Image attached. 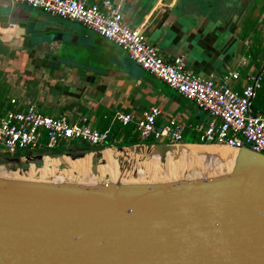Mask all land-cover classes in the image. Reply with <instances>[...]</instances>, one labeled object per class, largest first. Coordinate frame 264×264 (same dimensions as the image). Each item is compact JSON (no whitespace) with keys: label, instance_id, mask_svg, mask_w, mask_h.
<instances>
[{"label":"water","instance_id":"1","mask_svg":"<svg viewBox=\"0 0 264 264\" xmlns=\"http://www.w3.org/2000/svg\"><path fill=\"white\" fill-rule=\"evenodd\" d=\"M12 19L16 27L0 32V53L8 55L37 48L51 23L64 25L44 11ZM138 145L144 143L114 144ZM103 149L64 154L95 158ZM237 150L229 173L195 179L66 183L0 176V264H264V153ZM22 153L4 159L26 168L48 155Z\"/></svg>","mask_w":264,"mask_h":264},{"label":"crops","instance_id":"2","mask_svg":"<svg viewBox=\"0 0 264 264\" xmlns=\"http://www.w3.org/2000/svg\"><path fill=\"white\" fill-rule=\"evenodd\" d=\"M116 2L126 23L140 28L166 57L184 55L187 69L196 74L221 79L239 70L241 78L232 85L240 90L249 73L264 69V0ZM26 10L43 12L26 3L0 0V16L9 17L8 23L0 21V32L7 36L16 27L11 25L13 15ZM61 19L64 25L51 23L52 31L40 32L43 42L37 48L0 53V116L8 109L36 104L49 116H66L73 122L88 117L99 129L118 130L124 125L115 121L117 112L141 117L158 106L159 123L172 117L208 120L196 103L135 63L123 48L82 23ZM63 44L61 60L57 55ZM13 98L17 104L11 103ZM255 105L264 110V81ZM8 152L0 149V167L15 163L4 159Z\"/></svg>","mask_w":264,"mask_h":264},{"label":"built area","instance_id":"3","mask_svg":"<svg viewBox=\"0 0 264 264\" xmlns=\"http://www.w3.org/2000/svg\"><path fill=\"white\" fill-rule=\"evenodd\" d=\"M30 5L48 14L84 24L97 34L123 48L143 69L154 74L208 116L207 121L188 122L176 117L159 123L162 109L153 106L141 117L117 112L115 121L134 124L140 142L146 144H224L235 149L247 146L264 153V110L255 101L264 81V69L249 73L240 90L232 81L241 78L239 70L230 71L221 79L204 77L186 67L184 55L166 57L152 44L143 31L124 21L116 0H12ZM245 63V62H243ZM17 104L16 98L11 100ZM112 129L95 127L88 117L70 121L66 116L53 117L42 113L36 104L8 109L0 116V145L10 152L18 150L46 151L62 147L65 142L81 140L91 147L107 148ZM195 139L187 141L188 138Z\"/></svg>","mask_w":264,"mask_h":264},{"label":"bare ground","instance_id":"4","mask_svg":"<svg viewBox=\"0 0 264 264\" xmlns=\"http://www.w3.org/2000/svg\"><path fill=\"white\" fill-rule=\"evenodd\" d=\"M114 147V146H112ZM104 148L93 157L46 156L0 167V176L66 183H155L229 173L238 150L224 144H144ZM58 149V148H56Z\"/></svg>","mask_w":264,"mask_h":264},{"label":"trees","instance_id":"5","mask_svg":"<svg viewBox=\"0 0 264 264\" xmlns=\"http://www.w3.org/2000/svg\"><path fill=\"white\" fill-rule=\"evenodd\" d=\"M110 139L113 144H120V145H130L140 142V138L138 136L134 124L120 126L118 130L117 128H114V130H112ZM190 139H191L190 141L193 142L195 140L192 139L191 137ZM151 142L153 141H147V143H151Z\"/></svg>","mask_w":264,"mask_h":264},{"label":"rangeland","instance_id":"6","mask_svg":"<svg viewBox=\"0 0 264 264\" xmlns=\"http://www.w3.org/2000/svg\"><path fill=\"white\" fill-rule=\"evenodd\" d=\"M59 53H60V55H57L58 59L64 60V44H63V48L60 50ZM96 126H99L98 123H96ZM189 140H190V138L187 139V141H189ZM166 142H167V140H164V143H166ZM117 145L120 146V144H117ZM86 146H87V144L85 142L79 140V139L71 141V142H65V144L62 145V147H60L58 149L51 150L48 153V156H52V157L62 156V155H64V151L67 148H72V147L83 148V147H86ZM112 148H117V147L114 146ZM0 149H3V146L0 145ZM22 152H24V151H21L19 153L17 151V153H8V154L11 155V156H17L19 154H23ZM17 166L20 167L19 164H17ZM25 167H26V165H25Z\"/></svg>","mask_w":264,"mask_h":264},{"label":"flooded vegetation","instance_id":"7","mask_svg":"<svg viewBox=\"0 0 264 264\" xmlns=\"http://www.w3.org/2000/svg\"><path fill=\"white\" fill-rule=\"evenodd\" d=\"M87 147H91L90 145H87Z\"/></svg>","mask_w":264,"mask_h":264}]
</instances>
